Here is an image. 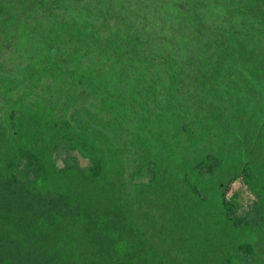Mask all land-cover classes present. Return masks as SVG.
<instances>
[{
    "label": "trees",
    "instance_id": "16d2710c",
    "mask_svg": "<svg viewBox=\"0 0 264 264\" xmlns=\"http://www.w3.org/2000/svg\"><path fill=\"white\" fill-rule=\"evenodd\" d=\"M236 1L242 2L240 10L251 11V20L264 13V0ZM174 5L179 10L175 0ZM86 21L73 37L71 61L66 57L68 63L56 75L53 68L50 74L40 69L45 76L55 75L57 93L82 86L90 74H103L94 23ZM45 37L61 35L49 30ZM256 37L255 44L243 39L228 44L264 52V34ZM47 51L51 48L45 46L43 54ZM137 57L126 62L125 72L114 73L124 95L139 89L124 104V117L147 111L155 118L176 103L174 82L148 78L141 61L132 63ZM125 73L134 75L126 80L121 78ZM25 78H14V85L5 79L16 93L25 88L5 124L0 123V264H264L248 241H264V211L257 204L237 212L223 196L214 201L204 196L192 181L198 167H184L186 155L176 151L165 157L171 171L163 169L162 158L148 182L132 184L130 153L147 164L157 155L139 130L112 131L89 108L65 119L46 101L31 100ZM158 83L164 87L158 90ZM179 129L189 137L194 133L186 123ZM59 150L64 153L61 165L55 159ZM76 154L87 163L81 164ZM206 154L211 170L223 159Z\"/></svg>",
    "mask_w": 264,
    "mask_h": 264
},
{
    "label": "rangeland",
    "instance_id": "374dc122",
    "mask_svg": "<svg viewBox=\"0 0 264 264\" xmlns=\"http://www.w3.org/2000/svg\"><path fill=\"white\" fill-rule=\"evenodd\" d=\"M193 2L175 0L180 5L176 10L174 0H0V123L5 124L25 88L24 84L16 93L5 79L14 85V78L28 77L31 100L46 101L65 119L89 108L112 131L141 132L157 155L147 164L130 153L127 172L132 184L148 182L159 159L163 158V169L171 171L166 155L182 152L184 167H198L192 181L201 194L212 201L223 196L237 212L253 204L264 211V52L228 44L240 39L255 44L256 34H264V13L251 20V11L245 6L240 10L242 2L236 0ZM86 19L94 23L103 74H90L82 86L57 93L55 75L68 63L66 57L77 43L73 37L78 36L76 30L85 29ZM69 26L74 29L71 34ZM47 30L61 38L45 37ZM45 46L51 51L43 54ZM131 54L141 56L132 63L141 61L148 78L158 75L174 82L176 103L155 118L147 111L124 117V104L139 89L125 96L114 73L124 68ZM130 66L137 69L136 64ZM52 68L54 76L40 71L49 73ZM162 87L157 84L158 90ZM184 123L194 131L191 137L180 132ZM206 153L223 156L213 170ZM63 154H55L57 165ZM76 155L81 164L87 163ZM248 241L264 263V241Z\"/></svg>",
    "mask_w": 264,
    "mask_h": 264
}]
</instances>
